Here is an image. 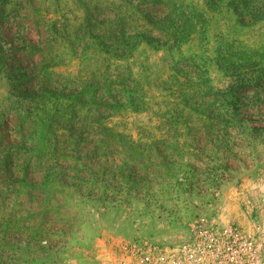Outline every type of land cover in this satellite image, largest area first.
<instances>
[{"label": "rangeland", "instance_id": "374dc122", "mask_svg": "<svg viewBox=\"0 0 264 264\" xmlns=\"http://www.w3.org/2000/svg\"><path fill=\"white\" fill-rule=\"evenodd\" d=\"M261 186L264 0H0V264L248 232Z\"/></svg>", "mask_w": 264, "mask_h": 264}, {"label": "built area", "instance_id": "2783aa9c", "mask_svg": "<svg viewBox=\"0 0 264 264\" xmlns=\"http://www.w3.org/2000/svg\"><path fill=\"white\" fill-rule=\"evenodd\" d=\"M178 243L134 239L117 247L114 264H264V225L244 231L196 219Z\"/></svg>", "mask_w": 264, "mask_h": 264}, {"label": "crops", "instance_id": "0c3cea01", "mask_svg": "<svg viewBox=\"0 0 264 264\" xmlns=\"http://www.w3.org/2000/svg\"><path fill=\"white\" fill-rule=\"evenodd\" d=\"M263 192H264V186H261V193H263ZM245 195H246V196H245V200H246V198H247L248 196H247V194H245ZM261 196H262V195H261ZM247 199H248V198H247ZM261 208H263V209H262L263 212H262V214H261V222H262V224H264V214H263V213H264V201H263L262 199H261ZM235 220H236V219H235ZM235 220H234V221H229V222H239L238 219H237L236 221H235ZM247 221H248V220H247ZM241 223L243 224V222H241Z\"/></svg>", "mask_w": 264, "mask_h": 264}]
</instances>
